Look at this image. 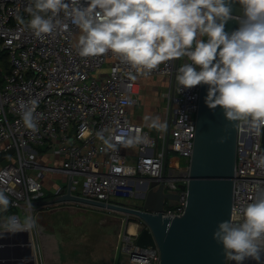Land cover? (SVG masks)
Wrapping results in <instances>:
<instances>
[{
  "label": "built area",
  "instance_id": "obj_1",
  "mask_svg": "<svg viewBox=\"0 0 264 264\" xmlns=\"http://www.w3.org/2000/svg\"><path fill=\"white\" fill-rule=\"evenodd\" d=\"M30 3L0 0V49L7 50L9 62L8 71L0 78V152L13 149L8 162L0 165V190L8 195L13 208L4 215L34 216L42 206L34 201L45 193L42 171L70 177L72 194L123 205L122 199L146 191L147 180L162 181L164 192L178 195L176 199L164 198L162 215L181 214L200 88L178 91L175 77L187 58L166 61L150 74H142L111 52L81 57L75 47L80 35L76 26L69 23L67 31L37 38L19 23L18 17L29 18L25 8ZM155 75L167 80L161 120L167 126L170 118L166 156V128L151 132L133 121L129 110L136 104L139 79ZM31 100L37 101V132L27 129L21 119L20 101ZM261 129L257 132L237 122L230 219L239 221L247 204L264 188ZM121 132L143 135L146 140L132 147L135 153H125L117 139ZM98 133L112 137L116 147L108 148ZM41 148L47 151L40 152ZM41 158H47L46 163ZM29 201L34 206L31 210ZM122 215L124 227L116 233L114 264H159L157 246L136 243L145 224Z\"/></svg>",
  "mask_w": 264,
  "mask_h": 264
},
{
  "label": "clouds",
  "instance_id": "obj_2",
  "mask_svg": "<svg viewBox=\"0 0 264 264\" xmlns=\"http://www.w3.org/2000/svg\"><path fill=\"white\" fill-rule=\"evenodd\" d=\"M236 2L243 17H236L238 29L227 32ZM25 12L29 18L18 21L37 38L67 31L69 23L76 26L80 35L75 47L81 57L111 52L142 74L186 57L175 77L178 91L207 85L209 109L219 106L227 121L244 122L257 132L264 126V0H31ZM36 107V100L20 101L21 119L32 132L39 130ZM144 120L150 129L166 128L159 117L149 114ZM98 135L108 148L116 147L112 137ZM117 139L124 147H135L146 137L121 132ZM259 193L239 221H221L213 231V240L236 264L264 261V188ZM10 206L8 195L0 190V214ZM27 208H34L30 201ZM36 226L31 214L23 219L0 215V237L30 234Z\"/></svg>",
  "mask_w": 264,
  "mask_h": 264
},
{
  "label": "water",
  "instance_id": "obj_3",
  "mask_svg": "<svg viewBox=\"0 0 264 264\" xmlns=\"http://www.w3.org/2000/svg\"><path fill=\"white\" fill-rule=\"evenodd\" d=\"M233 19L225 26L232 32L240 26L236 17H243V8L236 2L232 6ZM208 86L200 85L198 106L195 113V132L189 160V179L186 184V203L181 214L173 217L161 213L164 198L178 195L164 192L163 182L147 180L145 192L136 194L139 204H115L87 198L70 192V177L65 188L57 185L50 199L34 201L42 206L75 202L90 205L139 219L145 226L136 237L141 246H157L159 264H228L222 245L213 240V231L219 222L230 220L233 177L236 161L237 122L224 118L219 106L209 109L205 104ZM174 93V77L171 80V96ZM170 118L166 126L164 155L167 153ZM223 138V142L221 139ZM264 145V126L261 129ZM13 149L0 152V165L8 162ZM25 244L21 247L24 259L0 260V264H35L31 243L22 232ZM6 233L4 236H9ZM13 235V234H12ZM20 247V246H17Z\"/></svg>",
  "mask_w": 264,
  "mask_h": 264
},
{
  "label": "crops",
  "instance_id": "obj_4",
  "mask_svg": "<svg viewBox=\"0 0 264 264\" xmlns=\"http://www.w3.org/2000/svg\"><path fill=\"white\" fill-rule=\"evenodd\" d=\"M166 82L167 80L165 77L157 75L139 79L136 105L130 107V111H134V108H137V106L142 109L141 114H143V116H137L135 121L144 125L146 129H149V127H147V123L144 120L145 115L154 112L157 114L156 117L161 116V111L159 110V99H161L159 98V94L161 91H159V86L160 83L166 86ZM144 85V92L141 94V100L139 101L138 94L140 93L141 87ZM162 98L164 97L162 96ZM148 104L151 105L150 108L147 107ZM153 129V131L156 130L155 128ZM123 151L129 154L135 153L132 147H124ZM54 175L55 174L43 177L42 183L44 190L49 192L55 190L52 186L56 187L58 183L52 181L53 178H57L53 177ZM58 178L61 179L62 183L66 181L65 177ZM63 203L66 204L67 202ZM57 205L61 204L57 203L37 208L34 212L37 226L30 234L26 232V236L31 243L35 264H114L115 255L113 246L115 243L113 239H110L108 234L106 237L100 236L99 238L89 236V238H86L87 241L84 240V243H82L81 239L78 238V235L85 233L82 224L80 227L82 231L76 233V237L69 238V240H67L68 243H63L64 238L61 235V228L64 229V225L58 222V218L56 219L55 216L60 207H52ZM75 228L78 230L79 226ZM24 244L25 241H23L22 232L0 237V260L8 259L12 261L18 258L24 259L25 257L21 254L23 252L21 247ZM34 252L36 253V257ZM10 264H12V262Z\"/></svg>",
  "mask_w": 264,
  "mask_h": 264
},
{
  "label": "rangeland",
  "instance_id": "obj_5",
  "mask_svg": "<svg viewBox=\"0 0 264 264\" xmlns=\"http://www.w3.org/2000/svg\"><path fill=\"white\" fill-rule=\"evenodd\" d=\"M145 85L141 87L140 93L138 94V99L139 101L141 100V94L144 92ZM167 89L166 86L163 85V83H160L159 86V91L163 93V91ZM160 92L159 94V107L161 111V116L159 117L160 120H162V114L164 112V106L166 103V99L162 98L163 94ZM136 105V104H135ZM151 105H147L148 108H150ZM134 111L131 112V119L135 121V118L137 116L142 117L143 114H141L142 109L137 106V108H134ZM130 110V109H129ZM154 112L149 113L152 115ZM148 114V115H149ZM156 113H154L153 117H156ZM151 132L154 130L153 128H149ZM43 149V148H41ZM38 153V152H37ZM174 155L173 153H170L169 156ZM39 156V155H38ZM52 158V157H50ZM42 163H46L47 158H41L40 159ZM44 177H48L49 175L52 176L50 173H46L45 171H42ZM50 176V177H51ZM53 177L52 181L57 182V185H62L63 183L61 182V179L58 177H65L63 174H55ZM115 201H121L119 198H115ZM124 203L126 204H139L141 202L140 197H128L126 199H122ZM52 207H60V209L57 210L56 219L58 222L62 223L64 225V229L61 228V235L64 238L63 243L67 242L69 238H74L76 237V233L79 231H82L80 228L81 225L83 224L84 226V232L78 235V238L81 239L82 243H84V240L89 236H94V238H99L101 237H106L107 234L109 235L110 239L116 243V233L119 230H122L124 227V222L122 221V213L117 212V211H111L108 209H103L99 207H94L90 205H85V204H79L75 202H67L66 204H61L57 206H52ZM76 226H79V229L76 230ZM92 238V237H91ZM87 241V240H86ZM68 243V242H67ZM113 251H114V246H113ZM115 255V251H114ZM39 259V256H38ZM264 259V257H262ZM244 264H257L256 261L254 260H246ZM261 264H264V261L261 262Z\"/></svg>",
  "mask_w": 264,
  "mask_h": 264
},
{
  "label": "trees",
  "instance_id": "obj_6",
  "mask_svg": "<svg viewBox=\"0 0 264 264\" xmlns=\"http://www.w3.org/2000/svg\"><path fill=\"white\" fill-rule=\"evenodd\" d=\"M9 69V62H8V54H7V50L5 49H0V78H1V75L5 72H7ZM144 127V125H142ZM145 128V127H144ZM156 131V130H155ZM155 131H152V132H155ZM40 152H43L44 151H47V149H39ZM53 189H55L56 187L52 186ZM54 196V191L53 192H49L47 190H45V193L43 195V197H41V200H45V199H50ZM58 204H64V203H58ZM13 208L12 207H9L8 212L12 211ZM5 213L3 214H0V215H4ZM130 220H139L135 217H130Z\"/></svg>",
  "mask_w": 264,
  "mask_h": 264
},
{
  "label": "flooded vegetation",
  "instance_id": "obj_7",
  "mask_svg": "<svg viewBox=\"0 0 264 264\" xmlns=\"http://www.w3.org/2000/svg\"><path fill=\"white\" fill-rule=\"evenodd\" d=\"M228 264H236V262L234 261V262H231V263H230V261H228Z\"/></svg>",
  "mask_w": 264,
  "mask_h": 264
},
{
  "label": "bare ground",
  "instance_id": "obj_8",
  "mask_svg": "<svg viewBox=\"0 0 264 264\" xmlns=\"http://www.w3.org/2000/svg\"><path fill=\"white\" fill-rule=\"evenodd\" d=\"M132 226V225H131ZM131 228V227H130Z\"/></svg>",
  "mask_w": 264,
  "mask_h": 264
}]
</instances>
